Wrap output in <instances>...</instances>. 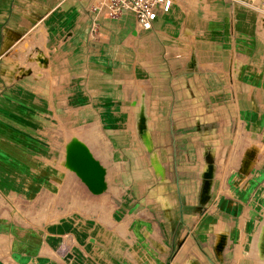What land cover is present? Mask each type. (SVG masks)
<instances>
[{"label": "crops", "instance_id": "0c3cea01", "mask_svg": "<svg viewBox=\"0 0 264 264\" xmlns=\"http://www.w3.org/2000/svg\"><path fill=\"white\" fill-rule=\"evenodd\" d=\"M75 1L85 41L28 54L70 86L64 99L0 100V264H218L214 252L238 264L227 254L240 248L262 258L264 20L246 14L264 0H175L149 31L128 11L99 13L93 40ZM143 204L167 221L188 205L191 220L218 214L228 229H188V258L165 261L162 230L149 250L116 224Z\"/></svg>", "mask_w": 264, "mask_h": 264}, {"label": "rangeland", "instance_id": "374dc122", "mask_svg": "<svg viewBox=\"0 0 264 264\" xmlns=\"http://www.w3.org/2000/svg\"><path fill=\"white\" fill-rule=\"evenodd\" d=\"M201 1L191 0V3L198 4ZM254 7L252 9L256 12L250 9L246 15L259 13L260 19L264 20V6ZM77 34L82 42L85 41L86 26L78 14L75 0H0V100L6 99L8 95L15 99L17 97L33 99L38 103L49 99H64L62 94L70 86H61V77L42 74L39 64L28 62V54L35 49H39L46 57L54 52H60L62 43L70 41ZM262 34L264 35V30ZM21 45L22 47H20ZM133 54L134 57L139 56V45L133 50ZM32 68L34 69L32 70ZM35 69L37 72L34 71ZM75 129V125L69 127L70 131ZM236 139L237 136L234 140L236 141ZM76 144L84 146L83 142L79 140H70L71 149ZM64 151L66 152V149ZM236 156L231 152L226 159V164L236 161ZM70 168L73 169L72 166ZM191 176L194 178V173ZM150 189L148 188L147 192ZM156 212L160 213L158 217ZM169 212H172L173 217L167 221V210H157L156 204L134 205L126 219L125 215L122 218L119 213L117 214L116 224L124 230L131 228L132 235L127 238L137 244L145 242L149 245V250H153V245L156 243L159 244L156 241L155 231L159 233L158 229L162 230L161 232L165 233L163 234L165 241H163L166 244L164 248L166 250L164 253L161 252V257L164 256L165 261L175 258L178 263L188 258L189 250L192 249L188 229L196 227L198 229L206 228L209 231L228 229L224 223H221L219 227L214 224L218 214L209 215L207 219L191 220L188 205L184 206L182 211L177 205ZM261 225L263 228L264 221ZM237 230L240 231L241 228L239 227ZM243 249L247 250L246 247ZM235 252L236 249L227 254L229 263L235 261L238 264H264V253L260 258L259 256L255 257V253L252 251H242V248L239 250L238 257ZM152 254L155 255L154 252ZM213 254V262L225 264L226 259L223 253L214 252Z\"/></svg>", "mask_w": 264, "mask_h": 264}, {"label": "built area", "instance_id": "2783aa9c", "mask_svg": "<svg viewBox=\"0 0 264 264\" xmlns=\"http://www.w3.org/2000/svg\"><path fill=\"white\" fill-rule=\"evenodd\" d=\"M81 6L92 13L89 38L98 37L97 14L105 13L115 17L122 12H130L135 18L136 31H149L160 12H168L175 0H78ZM253 3L255 0H248Z\"/></svg>", "mask_w": 264, "mask_h": 264}]
</instances>
